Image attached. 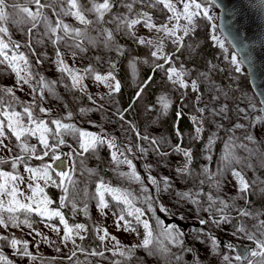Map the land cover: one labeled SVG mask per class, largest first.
Masks as SVG:
<instances>
[{
    "label": "rangeland",
    "instance_id": "rangeland-1",
    "mask_svg": "<svg viewBox=\"0 0 264 264\" xmlns=\"http://www.w3.org/2000/svg\"><path fill=\"white\" fill-rule=\"evenodd\" d=\"M8 2L11 3V0H8ZM41 2L44 3L46 0H41ZM207 2L209 15L212 16V19L208 20L203 16L196 18V30L191 36L184 37V48L176 52V45L172 44L171 39H164L163 51L173 54L172 61L168 64H164L163 59H156L151 56V52L155 50L153 47L139 44L125 30H116L115 24L110 22L112 15L126 12V9L121 6L120 0H116L113 12L105 15L102 24L99 26L95 24L88 26V39H85L83 44L84 51L69 47L73 43L70 39L67 40V44L64 41H60L54 45L49 36L44 35L43 21L37 26V29L32 31L31 36L27 34L31 24L22 22V16L15 17L18 23H12L11 20L7 23L6 26L9 29L11 41L21 45L18 51L23 52L30 61V71L35 76V79L31 80L30 83L37 90L36 93H33L27 84L17 86L15 73L7 68L6 65H0V88H14L17 98L13 101L15 110L22 112L23 107L30 104L35 98L37 101V105L33 108L35 116L49 122V127L53 128V130H55V125H52L50 121L59 119L64 123L74 125L79 130L95 133L106 139H114L120 152L123 153L120 159L123 160L126 157L131 160L132 165L135 166V171L141 177L137 181L120 175V173H130L131 167L128 164L121 163L117 165L113 162L111 158L113 150L109 149L106 143L98 145L95 151H89L83 157L74 155L69 159L64 154L78 148V133L75 135L64 134L63 139L66 144L61 145L57 152L67 162V167L64 171H68L71 168L75 169L72 173V178L76 181L75 185H66L69 189V198L74 200L75 207L68 201H65L63 205L61 204V197L64 195L62 188L56 187L51 182L45 185L41 180L39 183L44 187V194L52 201L48 208L50 210L58 209L63 216L64 212L62 210L68 211L70 219L65 216L64 218L69 227L74 228L75 225L89 224L97 238L103 234L102 232L98 233L97 229L106 228L110 234L109 238L104 241L99 239L101 242L98 247L94 248L85 239L81 240L79 235H76V231H80V235L85 236L87 230L74 229L70 240H62L65 230L64 225L60 223L59 217H41L31 213L29 214V219L32 222V228L24 224H21L20 227L9 225L5 228L0 226V235L9 236L10 238L15 236L18 240L28 241V250L35 257V259H32L31 257L16 255L15 250L7 242L0 241V252L11 260L13 264H113V261L117 260L121 264H228L223 259L225 255L230 257L231 264H247V260L236 261L234 259L238 254L235 250L236 246H243L246 250L256 249L255 242L247 239L245 233H255L257 239L264 240V235H261L260 231H258L259 221L264 220V203L263 205L258 204L260 200L264 199V122H256L254 120L256 116H261L259 100L248 83V76L238 56L217 28V7L211 1L207 0ZM20 3L23 5L24 0H20ZM80 3L90 6L89 0H80ZM28 6L35 10V5ZM134 8L136 11L142 9L150 12L153 21L157 24L165 19L160 7L148 8L143 4H136ZM7 11L11 12V9L9 8ZM44 11L55 22V16H53L52 11L50 9H45ZM62 18L65 23L73 27H84L71 16ZM88 18L95 19L92 14H88ZM181 23H185V21L181 20ZM169 26L171 27V24ZM102 28L112 29L115 36V44L123 49L122 54H124L125 58L124 72L129 80V86L136 89L134 99L139 111L138 126H135L134 123L123 116V110L116 98L117 95H115L116 92H111L105 83L97 82L94 79L95 73L106 75L112 71L117 80V57L121 56V53L116 51L115 46H105L104 37L99 34ZM135 31L137 37H145L152 40L163 36L162 33H157L154 30L150 31L142 25H137ZM60 34L62 35V33ZM117 34L128 38L135 44L126 42L120 45ZM177 35H182V32L178 31ZM213 36L217 39H212ZM5 39L7 40L8 37ZM89 40L92 42L90 43ZM29 41L31 42V49L28 47ZM205 42H210L216 47L214 48V55L217 62L214 60L215 63H209L206 59L207 51L203 47ZM57 47L69 67L83 70L91 65L94 69L93 74L86 75L84 78L83 83L87 87L83 91L79 89V92L86 96L85 98L72 96L69 93L68 88H72L71 80L67 74L58 71L56 63ZM73 51L76 52L75 56L72 55ZM9 54H11V51ZM195 56L198 57L199 61L203 60V62L195 63L188 59ZM233 56L239 62L240 72L234 70L237 65L232 63L231 58ZM90 57H95V62L99 67L96 66V63L89 64ZM37 59L41 60V63H37ZM156 63L164 64V68H158L153 71ZM181 65H183V69L187 73L183 77L189 84L187 88L180 87L178 83L173 84L167 78V68L174 66L180 69ZM144 66L150 69L146 79L143 77ZM211 66L215 67L212 68ZM218 70L229 74L230 81L226 85V89L220 87L214 77V74L217 75ZM201 73L207 74L208 78L205 79L201 76ZM40 76H43L46 81H55L52 86L54 92L50 93L47 89H44L43 100H40L38 95L41 85L37 83V80ZM149 77H151V80H149ZM193 80L197 81L198 91H193L191 88V81ZM145 81H148L146 85ZM245 82H247L248 87ZM141 87H143V92L137 97V92L140 91ZM148 89L154 90L155 96L159 99L157 104L153 105L151 103ZM89 96H91V99H89ZM162 96L168 98L169 104L172 98L183 102L184 105L188 106L192 117L203 121L202 127L208 130V136L204 135V140H208L213 133L216 140L222 138V143L219 147L212 151L214 161L212 166L207 168V173L204 171L205 168L201 166L205 163L208 165L209 151H206V153L204 150L203 152L195 151L194 141L189 139V133H182L180 137L186 142L184 147L194 151L193 155L198 158L200 166L197 165L196 170H194L193 165L192 167L189 166L190 173H177L176 169L184 165L185 157L181 152L174 151L170 138L164 129L163 118L171 110V107L169 106L166 109L163 107L160 103ZM198 96L200 97L199 99H197ZM3 98L5 102L11 100V97L7 95H4ZM233 99H236V104ZM250 104H256L257 110L253 111L249 107ZM40 106L49 109L50 112H39ZM214 107L216 108L215 112H213ZM200 108H204L205 111L200 113L198 111ZM81 109L84 111H81ZM241 109L245 111L241 112ZM68 113H71V116H68ZM236 124H242L244 127L237 128L235 127ZM5 131L7 132V129ZM137 132L140 137L147 135L149 140L141 139L137 136ZM194 133H196L195 130ZM249 134L253 136L251 141L245 139ZM153 138L161 142L160 152H167L166 156L158 155L154 150L155 146L150 145V140ZM49 142L54 143L51 134L49 135ZM28 143L36 146L37 155H42L43 151H45L39 143L38 137L29 138ZM4 144L12 148V151L9 152L6 148L0 147V157L8 159L9 157L22 154L19 148L15 147L17 141L10 133L9 138L4 140ZM240 145H244V147H240ZM129 147L131 151H127ZM140 148H144L146 151L141 152ZM229 152L232 156L241 160L242 163L238 164L231 158L226 160L225 156ZM81 161H83L82 164ZM25 163L32 168H39L42 164H52L53 162L48 156L44 157L43 160L32 157L26 159ZM248 164H253L258 170L256 175L261 176L260 181L262 184L258 188V194L253 195L247 202L243 199L246 196L237 192V182L231 174V169L235 168L242 171L245 176L249 172ZM0 168L23 176L25 181L19 186L27 194H31L30 190L26 188L30 173L25 171L24 163H20L16 169H12L11 160L8 159V163L0 165ZM89 169L93 171L89 172ZM50 171L52 170L50 169ZM55 172L57 171H52L53 178L59 183V178L55 176ZM212 173L216 175L209 179ZM149 176L155 177L160 182L161 189L163 188L162 178L168 177L171 188L166 192H158L157 186L151 183ZM100 180H103L113 188L127 190L131 193L129 199L132 200L136 208H141L144 212L142 219H147V216H149L153 221L152 229L155 234L159 235L163 228L174 225V223L176 225L179 223L181 226L191 225L194 229L190 233L182 232L184 233L181 237L184 241L183 245L166 244L170 249L166 255H160L159 253L150 255L144 248H137L131 261L125 262L124 258L118 254L113 256L112 251L108 250H115L116 241L111 239L112 236L116 237L121 245L131 246L141 242L144 237V234H142L144 228L141 224L135 222L133 216H128L126 211L124 212L125 219L132 221L139 235L136 232H126L122 227L117 228L115 223L116 215L114 213L119 214L122 209H126L128 206L115 201L107 193H105V200L108 207L103 212L101 211L97 206L99 199L96 193L97 183ZM201 180L204 181L203 184H200ZM213 180L220 181L219 188L213 186ZM50 186L52 187L50 188ZM202 188V197L200 200L198 199V204L177 196V193L187 191L195 194ZM47 189L55 194L57 199H59L58 202L48 196ZM195 189L198 191H195ZM207 193H210L213 198L219 196L229 203L230 207L227 209V213L230 219L227 223L216 225L209 220L210 213L204 210L211 203L205 195ZM146 196H151L152 199L148 201L145 199ZM250 200L257 204L256 207L258 209L249 207L251 204ZM239 209H245L251 212L252 215H239ZM77 211L78 215H75L74 213ZM158 212L162 216L158 215ZM212 214L218 216L215 212ZM18 215L20 220L25 218L23 213ZM259 216L261 217L259 218ZM5 217L7 218V214H5ZM200 219L209 220V222L200 224ZM74 221L76 222L75 224H73ZM158 221L162 222V224L158 223ZM121 224H123L122 221ZM53 226L59 228V232L54 231ZM240 227H243L245 232L237 231ZM212 237L216 238L217 247L213 246ZM160 239H164V237L160 236ZM72 240H75V244L72 243ZM229 244L234 247L229 248ZM79 249H84V251ZM185 249H191V251H186ZM93 251L97 253L103 252L104 255H92ZM73 252L76 253L75 256L72 255ZM175 257H180V259L177 260ZM248 259H251L253 264H264V258L260 256H249ZM0 264H3V262H0Z\"/></svg>",
    "mask_w": 264,
    "mask_h": 264
},
{
    "label": "snow or ice",
    "instance_id": "snow-or-ice-1",
    "mask_svg": "<svg viewBox=\"0 0 264 264\" xmlns=\"http://www.w3.org/2000/svg\"><path fill=\"white\" fill-rule=\"evenodd\" d=\"M211 2L214 3L215 0H211ZM115 3L116 0H102V2L101 0H89L90 6H86L81 4L80 0H46L44 3H42L41 0H24L23 5H21L20 0H11V3H9L8 0H0V65H6L7 68L11 69L12 72L15 73L17 86L27 84L32 89V92L36 93V88L32 87V84L30 83L31 80L35 79V76L30 71V61L23 52L18 51L21 45L15 41H11L9 37V29L6 26L7 23L10 20L12 23H18L15 17L22 16V22L31 24V27L28 29L27 33L29 36H31L32 31L37 29V26L43 21L45 28L44 35L49 36V39L54 45L60 41H64L67 44V40L70 39L73 43L69 45V47L84 51L85 49L83 44L84 40L88 39V26L93 24L99 26L102 24L104 22L105 15L113 12ZM120 3L121 6L126 9V12L113 14L110 22L115 24L117 31L125 30L127 34L135 38L139 44L153 47L155 50L151 52V56L156 59H163L164 64L170 63L173 56V54L165 53L163 51L165 38L171 39L172 44L176 45V52H179L181 48L185 47L184 37L191 36L195 32L196 18L203 16L208 20L212 19V16L209 15L207 0H120ZM136 4H143L148 8L160 7V10L165 15L164 21L159 24L155 23L150 12L143 11L142 9L140 11H136L134 8V5ZM28 5H35V10H33V8L29 7ZM9 8L11 9V12L7 11ZM45 9H50L52 11L53 16H55V22L49 18V16L44 11ZM88 14L94 15L95 19H89ZM64 16L73 17L84 27H73L72 25L65 23L64 19L62 18ZM181 20L185 21V23H181ZM170 24L171 27L169 26ZM137 25H142L144 28L150 31L154 30L157 33H162L163 36L158 37L156 40L147 39L145 37H137L135 31ZM178 31L182 32V35H177ZM60 33H62V35ZM99 34L104 37V44L106 47L115 46L116 51L120 52L121 54L123 53L122 47L115 44V36L112 29L102 28L100 29ZM6 37H8L7 40L5 39ZM212 39L216 40L217 38L213 36ZM89 42L91 43L92 41L89 40ZM28 47L31 49L30 41ZM10 51L11 54H9ZM72 55L75 56L76 52L73 51ZM56 57L58 71L67 74L71 80L72 88L83 91L87 87V85L83 83L85 76L94 73L92 66L89 65L83 70L69 67L64 61L58 47L56 48ZM231 59L232 63L237 65L234 70L236 72H240L241 69L236 57L233 56ZM36 62L41 63V60L37 59ZM164 64H154L153 71L158 68H164ZM211 67L214 68L215 66ZM166 74L168 80L173 84L178 83L182 88L189 87L188 82L183 79V77L187 74L183 69V65H181L180 69H177L174 66L167 68ZM201 76H203L205 79L208 78L207 74L205 73H201ZM94 79L97 82L105 83L111 92H118L120 90V82L116 80V77L113 75L112 71L108 72L106 75L95 73ZM149 80H151V77H149ZM37 83L41 85L40 91L38 93L40 100H43L44 98V89H47L50 93L54 92L52 86L55 84V81L49 82L46 81L43 76H40L37 80ZM144 83L146 85L148 81H145ZM191 88L193 91H198L197 81H191ZM142 92L143 87H141L140 91L137 92V97H139ZM4 95L11 97V100L5 102L3 98ZM199 98L200 97L198 96L197 99ZM16 99L17 98L15 96L13 87L0 88V147L6 148L9 152H11L12 148H9L7 145H5L4 140L9 138V133L12 137H15V140L17 141L15 147L19 148L20 153L22 154L9 157L8 159L11 160L12 169H16L18 164L24 163L25 171L30 173L28 177L29 182L27 183L26 188L30 190L31 194L29 195L25 191L21 190L19 186L25 181L23 176L10 171H4L2 168H0V226L5 228H7L9 225L13 227H20L21 224H24L29 228H32V222L29 219V214L35 213L38 216L49 218L54 216L59 217L60 223L64 225L65 231L62 240H70L72 238L74 229L86 231L85 225L79 224L75 225L74 228L69 227L61 211L58 209L50 210L48 205L51 204L52 201L47 198L46 194H44V187L41 186L39 181L42 180L45 185L51 182L56 187L62 188L64 195L61 197V204L63 205L65 201H68L75 207L74 200L69 198V189L66 186L67 184L75 185L76 181H74L72 178V173L75 171V169L71 168L68 171L61 170L55 172V176L59 178V183H57V180L54 179L52 175V171H55L52 169V164L45 163L39 168H32L25 163L26 159L35 157L36 159L43 160L44 157L50 156L52 162L56 163L57 167H60L63 165V161L61 160V154L57 152V149H59L61 145L66 144V141L63 139V135H75L78 133V148L64 154L69 159H71L74 155L83 157L85 153L89 151H95L98 145H103L106 143L109 149L113 150L111 152V158L113 162H115L117 165L121 163L128 164L131 167L130 173H120V175L130 177L137 181H139L141 177L135 171V166L132 165L131 160H128L126 157L123 160L120 159V157L123 156V153L120 152L119 147L116 145L114 139H106L104 137L98 136L95 133L79 130L75 128L74 125L64 123L59 119L50 121L52 125H55V130H53V128L49 127V122H46L45 120L39 119L35 116L33 111L34 106L37 105L35 98L30 104H27L23 107L22 112L16 111L13 107V101ZM89 99H91V96H89ZM160 103L165 109L170 106L166 96H162L160 98ZM260 103L261 105H264V100H261ZM249 107L253 111L257 110L256 104H250ZM259 110L264 112V107H261ZM81 111L84 110L81 109ZM198 111L203 113L205 109L200 108ZM240 111L244 112L245 110L241 109ZM39 112L48 113L50 110L40 106ZM213 112H215V110H213ZM68 116H71V113H68ZM121 118L123 117L121 116ZM192 119L193 123L197 125L195 127V138L198 139L200 133L203 131V121L198 120L196 117H193ZM254 120L256 122H264V117L258 115L254 118ZM235 127L243 128L244 125L236 124ZM5 129H7V132ZM50 134L53 136L54 143L49 142ZM177 135H181L178 129ZM137 136L140 137L138 132ZM31 137H38L39 143L45 149L42 155H37L36 146L30 145L28 143V140ZM140 138L149 140L147 135ZM245 139L251 141L253 140V136L249 134L245 137ZM209 143H211V138H209ZM160 144L161 142H158L154 138L150 140V145L155 146L154 150L157 152V154L166 156L168 154L167 152H160ZM240 147H244V145H240ZM127 151H131V148H127ZM140 151L145 152L146 149L140 148ZM174 151L181 152L185 157V163L182 167L176 169L177 173H190L189 165L192 161L191 149L186 150L177 145ZM230 158L234 159L238 164L242 163L241 160L232 156V154L229 152L225 156V159L229 160ZM8 159L0 157V165L8 163ZM82 163L83 161H81V164ZM247 167H251V164H248ZM50 169L52 171H50ZM88 171L91 172L93 170L89 169ZM204 171L207 173V168H205ZM231 174L237 182V192L243 196H246V194L251 190V185L245 179L242 171L232 168ZM215 175V173H212L209 176V179ZM149 179L152 184L157 186L158 192H166L171 188L168 177L162 178V189L160 187V182L157 181L155 177L149 176ZM203 183L204 181L201 180L200 184ZM213 186L219 188L220 181L213 180ZM202 192L203 189H200V191L195 194L192 192H180L177 193V196L182 199H189L192 201V203L198 204L199 200L196 197H198ZM96 193L99 199L97 206L102 212L108 207L107 201L105 200V193L109 194L115 201L128 206L126 209H122L119 214L114 213V215H116L115 223L117 228L122 227L126 232H136L137 235H139L137 229L133 226L132 221L125 219V211L127 212L128 216H133L135 222L137 224H141L144 228V237L139 244H133L131 246L121 245L116 237L112 236L111 239L116 241L115 250H108L112 251L113 256L118 254L120 257L124 258L125 262H127L133 259L135 249L137 248H144L150 255L155 253L166 255L169 253L170 249L164 243V240H167L170 244L183 245L184 241L181 239V237L184 235V233L180 232L174 225H169L163 228L159 235L155 234L149 221L147 219H142L144 216L143 210L141 208H136L132 200L129 199L131 193H129L127 190L113 188L106 184L103 180H100L97 183ZM205 195L211 202L208 208L204 209L206 212L210 213L209 220L216 225L227 223L230 219L227 213V209L230 207L229 203L219 196L213 198L210 193ZM21 197H23V199H21ZM145 199L150 201L152 197L146 196ZM164 210L166 211V209ZM238 211L239 215L242 216L252 215L251 212L245 209H239ZM213 212L218 214V216L213 215ZM20 213L24 214L25 218L23 220L19 219L18 214ZM5 214H7V218L5 217ZM209 220L200 219L199 223L207 224ZM121 221L123 224H121ZM158 223L162 224L160 221H158ZM53 230L59 232V228L55 226H53ZM97 231L98 233H103L102 235H99V239L101 241L109 238L110 234L106 228L97 229ZM237 231L245 232V229L240 227L237 229ZM258 231H260L261 235H264V220L259 221ZM245 234L247 239L255 242L256 249L246 250L244 254H237L234 259L236 261L247 260V264H253V261L248 259L249 256H260L264 258V240L257 239L255 233ZM76 235H79L81 240L84 239V236L80 235V231H76ZM160 236H163L164 239H160ZM211 240L213 246L217 247L218 242L216 241V238L212 237ZM0 241L7 242L15 250L16 255L35 259V257L32 256V253L28 250V241L18 240L15 238V236L10 238L9 236L3 235H0ZM72 243L75 244V240H72ZM228 247L233 248L234 246L229 244ZM79 250L84 251V249ZM185 250L191 251V249ZM75 254V252L72 253L73 256H75ZM91 254L100 256L104 255L103 252L97 253L95 251H93ZM175 259L179 260L180 257H175ZM223 259L227 261L228 264H231V259L228 255H225ZM0 262H3V264H13L11 260L3 256L2 252H0ZM113 264H121V262L117 260L113 261Z\"/></svg>",
    "mask_w": 264,
    "mask_h": 264
},
{
    "label": "trees",
    "instance_id": "trees-1",
    "mask_svg": "<svg viewBox=\"0 0 264 264\" xmlns=\"http://www.w3.org/2000/svg\"><path fill=\"white\" fill-rule=\"evenodd\" d=\"M117 39H118L120 45L125 44L126 42L135 44L133 41L128 40V38H125V37L121 36L120 34H117ZM203 47L206 48L207 53L205 56H206V59L209 61V63H212V62L215 63L214 60L217 62V59L215 58V55H214V53H215L214 48H216V47L213 46L210 42H205L203 44ZM232 55H234V54L232 53ZM188 59L192 62H195V63H200V62L202 63L203 62V60L199 61L198 57H196V56L190 57ZM124 62H125L124 54H121V56L117 57V66L118 67H117L116 74H117V80L120 82V90L118 92H116L115 95H117L116 98L119 101L121 109L123 110V116L126 117L127 119H129L132 123H134L135 126H138L139 111L135 105L136 101L134 99V94H135L136 89H135V87L129 86V80L126 77L125 72H124V65H125ZM90 63H96L95 57H90L89 64ZM96 66L99 67V65L97 63H96ZM149 71H150V69L147 66H144V74H143L144 79H146L148 77ZM214 75H215L214 77L217 79V82L220 85V87H222L223 89H226V85H228V83L230 81L229 74L225 71L218 70L217 75L216 74H214ZM245 84L248 87L247 82H245ZM68 89H69V93L72 96H78V97H84V98L86 97L84 94H81L79 92L80 91L79 89H76V88L75 89L68 88ZM148 92L150 94L151 103L153 105L157 104L159 99L157 96H155L154 90L148 89ZM235 100L236 99H233L234 102H235ZM235 104H236V102H235ZM170 107H171V110H169L168 114L164 115L163 126H164V129L166 130L168 137L170 138V142L173 145L174 149L176 148L177 145H179L183 149H186V150L188 149L187 147H184V143H186L185 140L177 135V129L179 130L180 134L189 133L188 137H189V139L194 141L193 144L195 147L194 148L195 151H202L203 152V150H204L205 153H206V151H209V157L210 158L208 157V159H207L208 165H206V163H205L201 167L210 168L212 166L213 161H214V154H212V151L219 147V145L222 143V138H220L219 140H216L214 133H213L209 137V138H211V143H209V138H208V140L203 139V137L208 136V132H207L208 130H206L205 128H203V131L200 133L199 138L198 139L195 138L196 133H194V130H195V127L197 125H195L193 123V119H192L193 117H192V114H191L188 106L184 105L183 102H180L177 99L172 98V100L170 102ZM214 110H216L215 107H214ZM191 152H192V161H191V164L189 166L192 167V165H193L194 170H196L197 165L200 166V164H199L198 158L193 155L194 151L191 150ZM257 173H258V170L254 167L253 164H251V167H249V172H247V174H245V176H244L245 179L248 181V183L251 185V190L249 191V193L246 194V197H243V199L247 202L249 201V198L251 199V197L253 195L258 194V188L262 184V182L260 181L261 176L256 175ZM51 187L52 186H50V188ZM49 189H47L48 196L52 200L54 199L56 202H58L59 199H57L55 194L50 192ZM195 191H198V190L195 189ZM201 197H202V193L197 197V199L200 200ZM250 202H251V200H250ZM263 203H264V199L260 200V202L258 204L263 205ZM256 205L257 204H254L253 202H251L249 207H253L254 209H258L256 207ZM62 211L64 212V216L67 219H70V215H69L68 211H66V210H62ZM253 211H259V210H253ZM74 214L78 215V211L75 212ZM158 215H161V214L158 212ZM261 216H259V218ZM147 220L149 221L151 226L154 225L153 221L151 220V218L149 216H147ZM241 221H243V220H241ZM75 223L76 222L74 221L73 224H75ZM85 226H86L87 234L84 236V239L86 240L87 243L91 244L92 247H94V248L98 247V244L101 241L99 240V238H97V236L94 235L92 227H90L89 224L88 225L86 224ZM174 226H176V228H178L179 231L185 232V233H188V232L190 233V231L194 229L193 226H191V225H182L181 226L179 223L177 225H176V223H174ZM142 234H144V229L142 230ZM165 244L170 245V243L167 240L165 241Z\"/></svg>",
    "mask_w": 264,
    "mask_h": 264
},
{
    "label": "water",
    "instance_id": "water-1",
    "mask_svg": "<svg viewBox=\"0 0 264 264\" xmlns=\"http://www.w3.org/2000/svg\"><path fill=\"white\" fill-rule=\"evenodd\" d=\"M211 1V0H209ZM218 9L217 28L231 46L248 76V83L259 100H264V0H215ZM264 107L261 105L260 108ZM264 117V112H261ZM55 171L65 170L67 162ZM238 254L246 248L236 246Z\"/></svg>",
    "mask_w": 264,
    "mask_h": 264
}]
</instances>
